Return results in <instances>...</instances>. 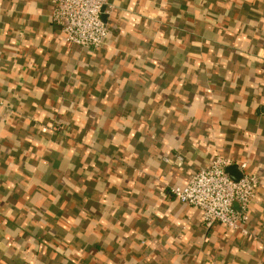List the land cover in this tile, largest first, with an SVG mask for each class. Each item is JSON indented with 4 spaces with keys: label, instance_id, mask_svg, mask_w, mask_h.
<instances>
[{
    "label": "crops",
    "instance_id": "1",
    "mask_svg": "<svg viewBox=\"0 0 264 264\" xmlns=\"http://www.w3.org/2000/svg\"><path fill=\"white\" fill-rule=\"evenodd\" d=\"M53 8L0 0V264H264V0H108L98 48ZM217 156L249 235L171 193Z\"/></svg>",
    "mask_w": 264,
    "mask_h": 264
},
{
    "label": "built area",
    "instance_id": "2",
    "mask_svg": "<svg viewBox=\"0 0 264 264\" xmlns=\"http://www.w3.org/2000/svg\"><path fill=\"white\" fill-rule=\"evenodd\" d=\"M107 4L108 0H53L52 19L62 28L67 42L98 48L109 34L103 17ZM233 162L217 156L194 173L186 185L172 187L171 193L176 200L197 207L207 228L219 222L249 235L247 225L252 204L261 188V177L247 172L245 161L238 164L242 176L234 179L227 170Z\"/></svg>",
    "mask_w": 264,
    "mask_h": 264
},
{
    "label": "water",
    "instance_id": "3",
    "mask_svg": "<svg viewBox=\"0 0 264 264\" xmlns=\"http://www.w3.org/2000/svg\"><path fill=\"white\" fill-rule=\"evenodd\" d=\"M227 170L234 179H239L242 176V172L240 171L238 165H231L227 168Z\"/></svg>",
    "mask_w": 264,
    "mask_h": 264
}]
</instances>
